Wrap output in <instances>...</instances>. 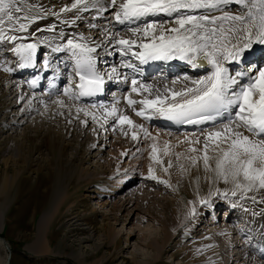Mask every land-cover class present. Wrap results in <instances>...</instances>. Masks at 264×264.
<instances>
[{
    "label": "snow or ice",
    "instance_id": "obj_1",
    "mask_svg": "<svg viewBox=\"0 0 264 264\" xmlns=\"http://www.w3.org/2000/svg\"><path fill=\"white\" fill-rule=\"evenodd\" d=\"M106 7H98L100 0H74L69 6L53 12L57 20L60 13L77 12L76 20L82 19L80 12L90 9L97 10L95 18H103L107 12L112 20L120 25H128L129 38L121 37L119 32L108 28L103 30L107 43L112 45L121 57L120 68L131 70V76L122 77L117 67L104 74L97 66V48L101 44H90L88 38L66 37L63 30L58 38L65 43L52 46L48 37L34 39V42H18L34 38L36 32L43 31L38 22L46 20L48 13L38 3L29 0H0V42H13L11 52L18 57L20 69L35 68L38 65V50L41 45H48L54 53L68 52L72 62V72L68 76V87L63 88V97L68 101H78L84 97H95L105 90V75L108 81L116 79L124 84L130 80V94L124 96L127 107L136 116L145 120L163 118L175 125H193L200 129L194 138L185 136L184 141L189 147L184 158L193 166L202 161L205 172H212V183L223 181L231 184L223 191L219 188L210 189L207 196L199 197L198 203L204 208L214 207L211 197H238L240 200H251L253 203L264 204V67L260 65H244V61L253 60L262 53L254 46H264V0H105ZM236 5L239 14L223 11L224 8ZM220 12V15L210 13ZM166 17L164 22L158 18ZM76 20H63L61 24H75ZM111 24V21H109ZM34 26L35 31L29 32ZM90 27L95 28V24ZM48 32H55L52 24ZM9 33H27L26 36ZM183 61L193 69L209 71L198 79L185 75L170 84L157 87L143 83L137 76L143 75L141 65L150 62ZM133 61H137L134 63ZM232 64L244 65L238 71L231 72ZM41 75L29 81V87L35 88L43 73L50 70L59 79L57 69L51 68V61L43 59ZM5 72H12V67L5 66ZM183 81L182 86H175ZM55 83L50 88L56 89ZM136 93L142 98L131 97ZM23 99V97H21ZM115 99V98H114ZM53 104L59 108H67L71 115L72 108L65 99L58 96ZM118 103V101H117ZM117 103L109 107L104 104H92V109H102V115L85 107H75V118L83 113L85 119L80 122L87 126L88 117L101 129L110 126L113 131L119 130L125 135L131 129L133 141L139 142L141 133L144 139H151L149 145L150 160L162 166L168 172L173 166L169 160L166 167L160 158L156 143L157 136H152L143 124L137 125L129 115L119 111ZM136 105H140L137 109ZM47 107V105H45ZM58 114L64 115L58 110ZM110 120L112 123L110 124ZM71 123V120H69ZM204 125L209 126L204 131ZM136 129H139L137 131ZM95 131V128L93 129ZM202 148L195 145L201 143ZM170 141L164 142L163 154L170 152ZM137 152L140 149L137 148ZM128 152H121L127 156ZM177 160L184 154L176 153ZM181 171H186L180 165ZM119 173V170H118ZM126 175V173H125ZM129 177L128 179H132ZM146 179L168 185L155 175L152 164L148 167ZM259 196V199H257ZM196 202L190 201L189 215L196 214ZM238 205L233 203L232 208ZM256 213H254L255 215ZM264 214V210L262 213ZM264 252V249H261Z\"/></svg>",
    "mask_w": 264,
    "mask_h": 264
},
{
    "label": "rangeland",
    "instance_id": "obj_2",
    "mask_svg": "<svg viewBox=\"0 0 264 264\" xmlns=\"http://www.w3.org/2000/svg\"><path fill=\"white\" fill-rule=\"evenodd\" d=\"M227 8L223 11L229 12ZM47 13L53 16L52 11ZM83 20L77 21L80 30L84 28ZM110 20L112 21L111 13L107 12L103 18L98 21L91 19V22L103 23ZM3 47L5 48L2 46L0 50L3 51ZM41 50L44 55L45 48L41 47L38 53ZM102 50L107 52V48ZM7 54H0V190L4 192L3 196H0V204L5 214V226L3 225L0 232V239L6 242V248L3 245L0 247V256L5 258L10 255L8 264H191V257H199L197 261H201L198 264H212L220 259L224 264H234L238 261L235 259L237 257L230 254H237L240 250L238 246L235 251H229L228 247L223 245L219 254L210 252L205 255L206 249L220 242L217 234L210 231L212 224L205 220L211 216L208 210L202 213L205 217L202 220L204 223L193 225L195 216L184 220L185 213L188 212L187 202L193 197L191 194L198 192L202 195L207 190L214 189L217 184L221 186L222 191L224 188H230L231 184H213L211 181L214 173H206L202 164L198 176L190 174L186 168L188 160L183 156L179 160L176 158L175 152L179 147L172 144L176 135L170 131L172 128H164L162 123H159L160 120H145L139 117V120L142 119L141 121L146 123L151 134H156L157 128L161 133L156 143L160 158L164 162L163 166L166 167L169 160L173 164L168 172H163L162 166L153 163L149 158V146L146 145L152 141L144 138L139 143L133 141L127 126L125 130L130 131L129 135L120 136L117 131L112 134L113 130L109 131V126H106L107 130H101L90 118H87L88 125H83L80 121L85 119L84 114L80 113L79 119H76L73 110L71 115L67 111L64 115L53 117L49 114L50 110L39 106L29 113H23L22 107L26 100L17 102L16 97L20 93H15L17 90H13L14 86L6 90L8 85L3 79V68H14V63L11 64V58ZM260 62H264V58H261ZM232 65L235 68L233 71L244 66L237 68L236 64ZM97 66H100V63ZM154 70L160 72V67L150 71L149 76L158 74ZM45 74L48 77V73ZM129 88L127 86L121 92L129 91ZM111 89L112 92L114 87ZM34 92L43 93L44 89ZM59 93L60 91L57 95ZM109 94L107 103L111 106L114 100ZM110 122L112 123L111 120ZM179 129H175L176 133H181ZM165 141L171 142L170 151L174 152L173 154H163ZM103 143L108 145L104 146ZM137 148L140 152L136 151ZM127 150L133 151L131 156H121V152ZM150 164L155 175L162 180H168L170 187L145 178ZM130 165H134L133 170ZM180 165H183L186 171L182 172ZM129 177L133 178L128 179ZM3 182L12 186L4 188ZM181 185H186V188ZM175 191L181 193L182 200L181 209L177 210V213L175 208L167 203L169 200L174 202L175 197L172 194ZM127 198H132L133 203H128L130 207L127 205ZM228 198L217 197L214 201L218 206L225 207ZM234 200L246 207V210L247 207H251L249 211L252 212L257 210L256 214H261L264 210V204L240 200L238 197H234ZM184 206H187V210ZM221 208L222 206L217 208V224L223 222L221 217L224 210ZM231 214L232 220L229 223L236 225L239 214L236 211ZM44 215L51 218L46 220L41 228ZM160 217L163 218L164 224ZM166 223H169L171 231L169 241L165 240L167 237L163 233ZM174 223L179 225L175 226ZM233 229L230 239H233L235 245H239L237 240L243 235L241 232H244V229L241 232ZM41 232L44 233L40 234ZM39 236H43L42 244L37 241ZM246 237L243 235V238ZM159 245L162 246L161 250ZM78 251L84 253L82 258L75 257L74 253Z\"/></svg>",
    "mask_w": 264,
    "mask_h": 264
},
{
    "label": "bare ground",
    "instance_id": "obj_3",
    "mask_svg": "<svg viewBox=\"0 0 264 264\" xmlns=\"http://www.w3.org/2000/svg\"><path fill=\"white\" fill-rule=\"evenodd\" d=\"M38 1H40L38 4L42 5L43 9L46 12H50V11L59 12L61 8L65 7L66 5L70 6L74 2V0H38ZM98 7H106L105 0H100V4L98 5ZM227 10H230L229 12H231L233 14H239L238 6H236V5L234 6V8H233V5L229 6L227 8ZM224 11H226V10H224ZM88 12H90V13L87 14ZM210 14L211 15H220V13H217V12H213V13H210ZM79 15L82 17V19H84L83 20V23H84L83 30H80L77 27L78 26V24H77L78 20H76L77 12L75 10H73V11H70V12L60 13V19L59 20H57V18L55 16L48 15L46 20H42V21L38 22L39 27L41 29H43V31L36 32V35H35L34 38H29L28 40H21V41H18V42H34V39H43L44 37H48L50 42L52 43V46H55L56 44L65 43L66 42V40L65 41H61L58 38V34H59V32L61 30L64 31L66 37H73V36L78 37L80 35H83L84 37L88 38V40L86 42H89L93 46H94V44H101L102 45L100 48H97V53H96V55H97V65H99V63H100V66H98V68L100 69V71L102 73L108 74V73L111 72V68L112 67H117L121 77L124 74H126V73L129 74V76H131V70L125 69V68H120V61H121L120 54L118 52H115L113 46L109 45L107 43V38L103 34V30L105 28H108L112 32H119L121 37L129 38V33L127 31V28L129 26L128 25H120L117 22H115L114 20H112V21L110 20L111 24L109 22H107V21L103 22V23H98L97 21H98L99 18H95V19H97L96 22L95 21L91 22V19L93 20L94 17L97 16V10L96 9H90L87 12H80ZM166 19H167L166 17H160V18H158V22H164ZM63 20H76V23L75 24L63 25V24H61V21H63ZM52 24L56 25V30H55V32H48L46 29ZM91 24H95L96 27L95 28L90 27ZM32 31H35V27L34 26L29 28V32H32ZM14 34L21 35V36H26L27 35V33H14ZM5 45H6V42H0V48L1 49H2V46H5ZM14 46L15 45L12 42L11 44L8 45L9 48H6L8 50H5V48L3 47L4 50L3 51L0 50V54H2L4 56L7 53L8 54L11 53V56L15 58V62H16L18 60V57H16L15 54L11 52V48L14 47ZM41 47L45 48L43 58L45 57L46 59H49L51 61V68L52 69H57L58 70V74H59V79L54 80L53 77H54V75H56V73L52 72L51 70L49 72H46V73H48V77H47L48 78V83L45 85L46 88H44V92L43 93L42 92H34V88L29 87V81L27 80L26 76L27 75L28 76L32 75L34 73L33 71L26 72V73L24 72L25 74L23 75V72H21V70L19 69L18 65L14 66L12 72L2 71V74L5 75V77L3 75V79L6 81V83L8 85V86H6V90H8L11 87L13 88V86H14L13 90L14 91H15V89L17 90V91H15V93L16 92L20 93V95L16 97V101L17 102H21L24 99L26 100L25 104L22 107V110H23L22 112L23 113H29V112L37 109L39 106H41V107L43 106L44 108H47L48 110H50L49 114L51 113L53 115V117H55L57 115L58 116L60 115V114H58V110L59 111H63L64 114H65L68 111L67 108L61 109V108H59L58 105L52 103V101H55L58 98V96H59L60 98L65 99L66 103L72 108L73 111H75V109H74L75 107H85V108H88L90 111L96 112L98 116L102 115V112H103L102 109H92L91 105L92 104L108 105V103H107L108 97H103V98L99 99L98 101H96V103L94 101L88 102V104H86L87 103L86 101H80V100L74 101V102L73 101H68L67 98L63 97V88L68 87V79L67 78L72 72V62L69 60L70 53H68V52L54 53V52L51 51V48L48 45H41L40 48ZM254 47L256 48V50H257V48H261V47L264 48V46H254ZM103 48H107V52H105V53L102 52ZM261 53H262L261 55L256 56L254 61H251L248 65L255 66L257 64L258 65L261 64V66L264 67V62H262V63L260 62V59L264 58V50H261ZM38 55H39V53H38ZM11 60H14V59L12 58ZM54 60H56V62L53 63ZM6 62L9 63V61H6ZM133 62L138 64L137 61H133ZM174 64H168V65L167 64H162V65H160V72H158V74H155L153 76H149L150 70L148 72H146V73L143 71V75L142 76H137L136 78L138 80H141L143 83L153 84L154 86L162 88L164 84H170L172 80H177L178 78H181V77H183L185 75H188V76H190L193 79H198V78H200V76L205 75L207 73V71H209V68L207 66L205 68H203V69L191 70V66L188 65L187 63L184 64V65H180V66H175ZM140 67H142V66H140ZM241 67H243V66H240L238 68V70ZM63 68H69L68 69L69 73L67 74V71H65V70L63 71ZM142 68H143V70L145 69L144 67H142ZM181 70L183 72H181ZM235 71H233V72H235ZM29 78H30V81H31V80L35 79L36 77L35 76H31ZM24 80H26V82H24ZM65 80H67V82H65L64 85L60 88L59 84L61 82L65 81ZM105 80H106L107 83H109L110 89L112 87H114V90L109 94V96L111 97L112 100H114L113 101L114 103H117V101H118L117 107H118L119 111L121 113H123V114L129 115L130 118L133 119V121L137 125L143 124L144 127L147 128V125H145L146 123H143L141 121L143 118L141 120H139V117L135 115V113L131 110V108L127 107V102H126V100L123 99L124 96H127V95L130 94V90L129 91H125V92H121L127 86L130 87V80H129L128 84H124V83H122V82H120V81H118L116 79H113L112 81H108L107 75H105ZM52 83H55L57 85L56 89L50 88V84H52ZM182 83H183V81H181V83H178L175 87L177 89H179L182 86ZM41 86H43V84L42 85L40 84V87ZM115 86L117 88H115ZM47 89H48V91H46ZM58 90L60 91L59 95H57V91ZM14 91H12V93ZM13 97H15V95H13ZM21 97H23V99H21ZM131 97L133 99H137V100L142 98L141 96L137 95L136 93H131ZM114 103H112V104H114ZM14 104H17V103H14ZM45 105H47V107H45ZM108 106H110V105H108ZM139 107H140V105H136L137 109ZM43 110H45V109H43ZM88 118H90V117H88ZM90 120H91V118H90ZM154 120H157V121L160 120V122L162 123V126L164 128H167V127L164 126V125H166V122H162L161 118H154ZM202 127L204 128V131H208L209 130V126L208 125H204ZM196 128L197 127H195V126L192 127V129H190V128L189 129L188 128H181V129H179V131H181V133H176L177 130H175V128H172L175 131L174 130L172 131V129L170 130L173 134H176L175 137H174L175 140L173 138H171V139L174 140V142H172V144L174 143L176 146L178 145V147H179L178 150H176L175 154L176 153H182V154H184L183 157L185 155H189V153L186 152V149L189 146V145H187L188 143L187 142L179 143V142L180 141H184L185 136L194 138V136H193L194 133L196 135H199L198 130H200V129H198V128L196 129ZM101 130H104V129H101ZM108 130L111 131L112 128L110 127V129H108ZM136 130L139 131V129H136ZM116 131L120 134V136H124V134L119 130V128H117V130H115V131H112V134L114 132H116ZM130 131H131V129H130ZM102 133H103V131H102ZM160 134L161 133H160L159 129L157 128L156 129V134L153 133L152 136H157V140H158L159 139L158 137H160L159 136ZM177 134H180V135L182 134L183 136L179 137V135H177ZM162 137H165V136H162ZM97 140H98V138H96V142H97ZM140 140H141V142L144 140L142 133H141V139ZM150 141H152V140L150 139ZM139 142H137V143H139ZM150 144L151 143H147L146 146H149ZM163 144H164V142H163ZM103 145L107 146L108 143H103ZM202 145H203V142H201L200 144H197L196 147L197 148H202ZM127 152H129L128 156H131V153L133 151L131 152V150H127ZM173 153H172V151H170V154H173ZM193 155H195V154H193ZM180 158H182V156ZM201 164L203 165L202 161L198 162L195 166H193L188 161L186 168L190 171V174L192 173L193 176H198V174H200L201 170H202L201 169ZM130 166H132L131 170H133L134 165H130ZM202 168H203V166H202ZM96 174L97 173H95L94 175H96ZM96 176H93V177H96ZM167 177H169V176H167ZM205 177L207 178V175H205ZM175 178L177 179V176H175ZM193 179H195V178H193ZM204 180H206V179H204ZM175 182L177 183V181H175ZM218 183L225 184L222 180L219 181ZM4 185H5L4 188H8L10 185L12 186V184H10V183H6V184L4 183ZM173 185H174V183H173ZM181 186H183V188H186L185 187L186 185H181ZM215 188H220L221 189V186L219 184H217L215 186ZM224 189H222V190H224ZM5 191H6V189H5ZM144 191L146 192V190H144ZM188 192H189V190H188ZM208 192H209V190H207L202 195H200V193H198V192L191 194V196H193V197L190 198L189 201L187 202L188 212H187V214L185 213V217L186 218L184 219V220H186V219L190 218V215H189V211H190V208H191V204L189 203L190 201H197L196 205H195L197 211H196V214L193 215V216H195L193 218V221H194L192 223L193 225H196V224L198 225L201 222L202 223L205 222V221H202L203 217H204V214L202 215V213L205 212L204 210H208V212L211 214V216L208 217L209 219L207 218L205 220H208V222L212 224V227H210L211 230L210 229L209 230L212 233L214 232L215 234H217L220 242H219V244L218 243L217 244L214 243L215 245L211 246L209 249H206L207 250L206 254H205V252H204V254L207 255L210 252H213L214 254L215 253L219 254L218 252H219L221 246H223V245H224V247L227 246L229 251H233V250L235 251V247L238 246L240 248V250H238L237 254L233 253V252H231V253L229 252L231 255H234V257H237L235 259H237L238 261H241V262L235 261L234 264H264V252L261 251V249H264V214H255L254 215V213H257L256 212L257 210H255V211L253 210V212L249 211V208H251V207H247L248 209L246 210V207H243L239 203L235 202L234 197H229L227 199L226 206L223 208L224 209V213H223V216L221 217L223 222L221 224H219V223L217 224V221H216L217 220V216H216L217 209H214L213 207L212 208H204L198 203V198L207 196ZM3 194H4V192L1 189L0 190V196H3ZM180 194L181 193H179L178 191L177 192L175 191L172 194V196L175 197L174 198V202L172 200L171 201L170 200L167 201L168 205L170 204V206H173L175 208V210H176L175 213H177V210L181 209V206H182L181 205L182 204V200H181V195ZM211 198H212L211 200H212V202L214 204L215 203L214 198L213 197H211ZM145 199H147V198H145ZM137 200H135V201H137ZM130 201L132 202V198H127V205H128V203ZM2 203H4V202H2ZM167 203H166V205H167ZM233 203L237 204L238 206L235 207V208H232L231 205ZM130 205H128V207H130ZM185 208L187 210V206ZM232 211H236L239 214V219H237V221H236L237 224L236 225H234V224L231 225L229 223L232 220V219H230V217L232 215L231 214ZM50 218H51L50 216H45V215L42 217V221L43 222L40 224L41 228H43V226H44L43 224L46 223V220L48 221ZM160 218H162V217H160ZM161 220L163 221V224H164L163 218ZM173 222H175V221H173ZM179 223L178 224L174 223V225L177 226V225H179ZM205 224H207V223H205ZM3 225H5V214H4V210L2 209V204H0V232H1L2 228H3ZM233 228H236L237 231H239V232L243 231V229H244V232H241V233L243 235L247 236L246 238H243V235H240V237L238 236L239 239L237 238L238 240L237 239L236 240H237L239 245H235V243H233V239H230L232 237V235H233V233H232V229ZM163 229H164L163 233L165 234V237H167V238H165V240L169 241L168 240V236H170V234H171V231H169V223H166L164 225ZM210 231H208V232H210ZM43 233L44 232H41L40 234H43ZM235 233H237V232H235ZM38 238H39V239H37L38 243L42 244L41 241L43 240V236H39ZM165 240H164V242H165ZM45 243H46V241H45ZM164 244H166V243H164ZM2 245L6 248V242L3 239H0V247H2ZM161 249H162V246L159 245V250H161ZM185 253L188 255L187 252H185ZM74 254H76L75 257L77 259L82 258V256L84 255V253L81 252V251H78V252H76ZM204 254L202 253V255H204ZM2 258H4V257L0 256V264H8L9 258H11V256L7 255L4 259H2ZM204 258H205V256H204ZM197 259L196 258L194 259L193 257H191V264H198V262L201 261V260L197 261ZM235 259H233V260H235ZM80 263L82 264V262H80ZM222 263H223V260L220 259L219 261H217V262L215 261L212 264H222Z\"/></svg>",
    "mask_w": 264,
    "mask_h": 264
}]
</instances>
